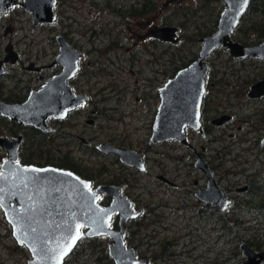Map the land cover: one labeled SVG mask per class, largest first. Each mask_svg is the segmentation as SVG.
Masks as SVG:
<instances>
[{
    "label": "rangeland",
    "instance_id": "1",
    "mask_svg": "<svg viewBox=\"0 0 264 264\" xmlns=\"http://www.w3.org/2000/svg\"><path fill=\"white\" fill-rule=\"evenodd\" d=\"M104 1L95 0L102 4ZM158 2L161 3L162 25L173 26L178 31L179 41L176 46L163 45L155 50L150 47L144 50L138 46H131L130 50L117 49L108 44L109 36L115 37L114 31L110 30L111 17L99 9L102 15L96 22L97 15L94 9L92 11L91 0H57L55 24L39 27L35 31L31 29L30 15L17 8L6 19V22L13 25L11 39L3 37L0 23V42L11 40L18 48L23 61L32 58L33 62L45 64L53 62L57 55L58 48L54 38L57 34H62V16L68 18L65 25L73 32L76 44L80 34H85L93 27L97 31L93 45L91 40L87 39L89 34L80 40L85 54L82 86L89 92L92 108L86 105L69 120L72 125H77L78 136L85 142L77 140L73 144H61L58 135L53 134V142L50 141L49 147L41 150L45 152L43 157L39 156L38 152L41 147L37 143L34 144L33 161L30 162L39 166L72 168L95 181L106 182L110 176L125 181L127 194L135 201L134 204L145 208L147 215L150 209L152 210L149 216L144 215L130 223L127 228L125 245L134 249L138 258H149L151 264H241L244 260L239 248L242 243H247L256 252H264V217L257 223L255 216L256 212H261L264 216V208L256 211L259 208L250 203V198L233 190L230 196L246 205L243 208L236 204L232 206L225 215V223L219 227L217 224L202 226L196 223V212L184 213L182 209L178 210L181 206L171 204L172 198L176 196L175 191H183L184 185L193 190V180L200 182L199 172L191 167L196 159L194 153H205L206 156L221 154L222 148L229 146L230 138H221L222 132L216 130L212 136L215 141L211 140L209 143L208 139L204 140L187 132L194 152L173 140L154 145L152 149L148 148L152 134L150 96L153 89H156L161 80L163 84L167 82L166 79L170 77L173 68H179L188 59L198 55L201 48L199 40L216 29V22L224 4L222 0ZM101 20L108 24H101ZM263 20L264 14L250 13L241 23L234 38L243 41L245 32H248V36H253L252 29ZM93 23L97 25L94 26ZM103 32L108 36L105 37ZM154 54L157 61L153 63ZM229 59L228 53L218 49L212 53L209 63L223 72V63ZM160 68L164 70L163 77H155L154 74ZM89 121H92V124H89ZM1 122L3 121L0 119ZM50 126L56 132L60 128L59 124ZM112 141L126 147L125 149L144 154L147 160L146 172L123 167L119 162L115 164L113 157H99L96 146ZM232 154L233 157L241 154L240 148ZM226 169L231 171L232 166L228 165ZM251 171L247 170L248 173ZM161 174L175 181L177 187L160 183L157 177ZM227 180L225 186H237L236 177L231 176ZM149 189L154 191L155 198H151ZM188 200L194 204L192 197H188ZM157 202L162 203L158 209L161 221L156 212ZM189 213L194 216L193 223L189 218H184ZM109 244L110 241L106 237L84 239L65 260V264H114L108 257ZM177 255L179 257H175ZM29 259V251L17 245L11 226L0 211V264H27Z\"/></svg>",
    "mask_w": 264,
    "mask_h": 264
},
{
    "label": "flooded vegetation",
    "instance_id": "2",
    "mask_svg": "<svg viewBox=\"0 0 264 264\" xmlns=\"http://www.w3.org/2000/svg\"><path fill=\"white\" fill-rule=\"evenodd\" d=\"M55 1V5L53 7V21L49 23L35 20L32 11H27L22 7L25 4V0H16L15 4L11 8L6 9L7 11L4 14L0 15V23L1 27L3 28V37H9V39H11L12 37L13 25L9 22H6V19L8 18L9 14L17 8L20 9L24 14L30 15L31 29L33 31H35L39 27H50L54 25L57 21V0ZM90 6L92 8V11L94 9V13H96L97 15L96 22L98 21L99 16L102 15V12L99 9H102L104 14L106 13L111 17L110 24L112 28L110 30L114 31L115 37L109 36L108 39L110 40V42H108V44L114 45L117 49L130 50L131 46L134 48L138 46L143 48L144 50H147V47L155 50L162 47L163 45H165L166 47L176 46L169 42H163L156 36L158 32L165 27L175 28L173 26L162 25L161 3L158 2V0H105L103 4L95 2V0H91ZM247 11L240 19V22H243L245 20V16L248 14ZM90 14H92V12ZM66 19L68 18L62 16V34H57L54 38L58 48V52L55 59L51 63L45 64L44 62H33L32 58H27L26 61H23L18 48L13 44L11 40L6 43L0 42L1 104L10 106H20L25 104L30 97L37 94L43 89L44 86H46L48 80H51L52 78L58 76L61 71H63V66H61L60 64H55L57 56L59 55V40H62V42H64L71 51H74L76 54H78L77 70L75 74L66 81V84L70 88L73 96L83 97L81 106L69 111L63 119L62 117L58 120L49 118L46 121L47 125L50 128V131L48 133H44L42 130L36 129L31 125H23L16 120H11L6 116L0 115V119L3 121L0 123V139H6L8 141L14 142L9 144V150L0 146V175L2 173V167L4 166V164L12 161V157L10 156L9 151L14 152V150H16L15 163L19 164L22 167H54L69 171L82 180L89 182L90 189L93 192H96L101 187H111L119 190L120 197L126 199L131 204L133 211H141L140 215L137 218L129 219L127 222H125V243V240L128 236L127 228L129 224L137 221L144 215L149 216L152 212L149 207L150 212L147 215L145 208L136 206V204H134L135 201L132 200L127 194V186L125 181L121 179H114L115 176H110V179L106 182L95 181L91 177L83 176L79 171L72 168H62L52 165L39 166L34 165L32 162H30L33 161L34 144L37 143L39 147H41L38 152L40 154L39 156L43 157L45 155V152L41 150L45 147L48 148V143H50V141L53 142V139H51V135L53 134L58 135L61 144H73L77 140L85 142L82 137L78 136L76 129L77 125H72L69 120L73 117L74 114L83 110L86 105L92 108V104L90 103L92 102V100L90 95L88 94L89 92L85 91L82 86V80L85 76L83 75L82 71L85 54L83 43L80 40L85 39V35L87 36L89 34V36H87V39L91 40V44L93 45L92 41L97 36V31L95 27H93L90 28V31H86L85 34H80L78 32L77 35L80 34V38L78 43L76 44L73 39V32L68 30V25H65ZM218 20L219 17L216 22V27L218 24ZM100 23L108 24V22L103 20H101ZM93 25L96 26L97 23H93ZM239 27L240 26L237 25L233 33L230 35L229 40L232 43L238 44L241 47H251L260 44L259 41L254 42L252 40L253 36L247 35L248 32L244 33L243 41H237L234 38V34L239 29ZM215 31L216 29L210 34L202 37V39L213 34ZM103 33L105 34V32ZM253 34L255 35V33ZM107 36L108 34H105V37ZM175 38L179 41L177 29L175 31ZM202 39L199 40L200 46H202ZM147 44L149 46H147ZM92 45L91 47L93 48ZM6 49H8V53L6 52ZM220 50H224L226 53H228L230 59L227 62L223 63L222 68L224 69V71L221 72L209 63L211 56L208 57V59L205 61V65L208 67V70L204 81V91L200 99L197 97H190L191 99L188 100L179 99V97L173 99L172 109L179 111V109L182 107L183 112L186 113L185 119L187 118L188 123L193 127L191 128L187 126L185 128L184 143H181L177 140H173V142L177 143L178 145L188 147L194 152L195 150L190 143V139L187 137V132L188 134L198 135L204 140L208 139L210 143L211 140L215 141V139L212 138V136H214L213 131L220 130L222 132L221 138H224L225 140L230 138V143L228 144V147L224 146L222 148L221 154H218L216 156H206L205 153H194V157L196 159L191 167L193 166L194 169L199 172L200 182H198V180H193V190L188 189L187 187H185L186 185H184L183 191H175L176 196L175 198H172L173 201L171 203L177 206H181L178 210L182 209L181 211H183L184 213L185 211L196 212V223L202 224V226L217 224L219 227H221V225L225 223V215L228 210L226 209L225 211H222L217 202H213V204L207 202L211 200H219L218 191H215L212 188H218L223 191L224 195L230 200L229 209L232 206H235V204L240 205V207L242 208L246 205V203H240L237 200L235 201L233 197L230 196L233 190H236V193L243 194L245 197L250 198L252 200L250 203L252 205H256L257 208H264V94H262L261 96H257L256 92H254L255 90H253L254 86L264 82V60H259L256 57L248 59H236L226 50V48H221ZM128 54L130 57L131 52H129ZM129 57L128 59L129 61H131ZM153 58L154 61L152 62L154 63L157 61L155 54L153 55ZM197 59L198 55L188 59L187 62L181 64L179 68L177 66L173 68L170 77L166 79L167 82L171 79H174L180 70H183L192 65L197 61ZM247 64H249L248 67L246 66ZM23 73L28 74V76ZM163 74L164 70H161L160 68L154 75L155 77H163ZM165 84L166 83L163 84L161 80L160 83H158V85L156 86V89H153L151 93L152 95L150 96V99L152 100L151 113L153 115V121L151 124L152 133L158 109L163 103L162 88ZM73 120L75 121L74 118ZM89 122H91L89 124H92V121ZM51 124H59L60 128L58 132H56L50 126ZM195 127H197V129H195ZM151 138L152 134L148 142L149 149H152L154 145L160 144L155 142L151 143ZM102 145H110L113 148H108L109 152L106 153L100 149V146ZM125 148L126 147L115 144L112 141L109 143L99 144L98 146H96L95 150L97 151L99 157H113L115 164L119 162L123 167L126 166L129 168H135L141 173H145L147 170L146 156H144V154L142 153H137L133 150ZM237 148H240L241 154L235 155V157H233L234 155L232 154V152ZM202 150H205V148H202ZM226 150L228 152L225 153ZM114 151H117V153ZM128 152H131L135 157H140L141 162L144 165V170L141 171L139 168L129 166L122 161V157H125L126 159L130 158L132 162L136 161L133 156H131L130 154H126ZM250 159H252V161H250ZM228 165L232 166L231 171L226 169ZM247 170L252 171L248 173ZM176 172H178V170ZM231 176L237 178V181L235 182L237 186L233 185L227 187L225 186L227 185V178ZM157 180L163 185L177 187L176 182L170 180L169 177L164 174L159 175L157 177ZM238 185L241 187H239ZM149 190L150 193H152L151 198H155L154 191L152 189ZM99 194L100 196L98 204L101 207L106 208L112 204L114 199L113 195L104 194L101 192ZM188 197L193 198L194 204H192L188 200ZM160 202H162V200H160ZM140 205H142V202L140 203ZM160 206H162V203L157 202L156 212L161 221L162 217H160L158 213V209L160 208ZM0 211L3 213L1 207ZM255 216L257 223L264 217L261 212H256ZM120 217L121 215L119 214H115L112 217V220L110 222V228L112 230H120ZM184 218H189V220H191V222L193 223L194 216L192 215V213H189L188 216H184ZM190 229L191 231H193L192 228ZM84 232H86V230L81 229V233ZM209 232L210 230L208 229L207 233L209 234ZM84 239L89 238H80L74 250ZM126 248L129 247L126 246ZM74 250L71 252V254L74 252ZM175 257L179 256L177 255ZM136 258L145 261L143 264L152 263L151 259L149 258H138L137 255ZM244 262H246V258H244L242 263Z\"/></svg>",
    "mask_w": 264,
    "mask_h": 264
},
{
    "label": "water",
    "instance_id": "3",
    "mask_svg": "<svg viewBox=\"0 0 264 264\" xmlns=\"http://www.w3.org/2000/svg\"><path fill=\"white\" fill-rule=\"evenodd\" d=\"M225 8L220 14L216 31L201 40L202 46L198 59L192 65L180 70L174 79L169 80L162 88L163 103L158 109L151 143L177 140L185 142V128H193L183 112L172 109L175 98L200 99L204 91V81L208 70L205 61L220 48L226 50L236 59L258 58L264 60V42L251 47H241L232 43L229 38L246 13L250 0H222ZM16 0H0V15L15 4ZM55 0H25L22 6L32 11L35 20L41 22L53 21V7ZM175 28L165 27L156 35L163 42L176 44ZM59 55L55 64L63 66L61 73L47 81L43 87L28 101L20 106H10L0 103V115L16 120L23 125H31L44 133L50 131L46 121L49 118L58 120L81 106L83 97L73 96L66 81L77 70V56L68 46L59 40ZM8 53V49H6ZM257 96L264 94V82L253 87ZM62 91V95H61ZM198 104V102H197ZM175 110V111H174ZM185 119V120H184ZM197 129V127H195ZM14 143L0 139V146L9 150V144ZM110 145H102L100 149L108 153ZM113 148V147H112ZM16 150L10 152L12 161L2 167L0 175V207L6 221L12 228V236L18 246L28 249L31 259L27 264H64L80 238L106 237L110 240L108 255L114 264H143L145 261L137 259L135 251L126 248L124 243V224L129 219L137 218L141 211H133L131 204L119 195V190L111 187H101L96 192L90 189V183L82 180L69 171L54 167H22L16 164ZM117 153V151H114ZM122 157V161L133 167L144 170L140 157ZM217 202L222 211L230 206V200L218 188ZM113 195L110 206L103 208L98 204L99 193ZM221 199V200H220ZM115 214L120 217V230L110 228V222ZM81 229L86 232L81 233ZM79 234L75 244L69 248L71 239ZM241 254L247 258L242 264H261L264 253L254 252L248 245H240Z\"/></svg>",
    "mask_w": 264,
    "mask_h": 264
},
{
    "label": "trees",
    "instance_id": "4",
    "mask_svg": "<svg viewBox=\"0 0 264 264\" xmlns=\"http://www.w3.org/2000/svg\"><path fill=\"white\" fill-rule=\"evenodd\" d=\"M247 13L245 19L250 13L264 14V0H251ZM251 33H255V35L253 34L252 39L254 42L264 41V20L261 21L255 29H252ZM256 211H260V209Z\"/></svg>",
    "mask_w": 264,
    "mask_h": 264
},
{
    "label": "snow or ice",
    "instance_id": "5",
    "mask_svg": "<svg viewBox=\"0 0 264 264\" xmlns=\"http://www.w3.org/2000/svg\"><path fill=\"white\" fill-rule=\"evenodd\" d=\"M78 237H79V234H77L76 236H74V237L71 239L70 244H69V248L65 249L64 252L62 253V255H63V254H66V252H67L68 250H70L71 245H72V244H75L76 239H78Z\"/></svg>",
    "mask_w": 264,
    "mask_h": 264
}]
</instances>
